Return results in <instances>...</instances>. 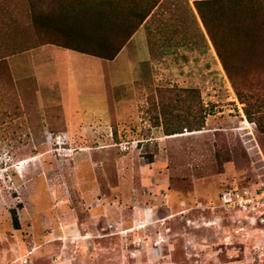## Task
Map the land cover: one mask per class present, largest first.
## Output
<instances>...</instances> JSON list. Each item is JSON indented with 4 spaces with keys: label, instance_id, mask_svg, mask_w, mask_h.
I'll return each mask as SVG.
<instances>
[{
    "label": "rangeland",
    "instance_id": "1",
    "mask_svg": "<svg viewBox=\"0 0 264 264\" xmlns=\"http://www.w3.org/2000/svg\"><path fill=\"white\" fill-rule=\"evenodd\" d=\"M33 2L0 0V264H264V208L227 210L219 198L264 178V132L247 119L194 0L154 9L140 28L148 60L132 43L106 63L125 71L136 61L137 94L112 122H63L58 106L39 102L35 49L68 40L32 16L59 20L58 1ZM221 17L213 25L227 52L232 24ZM234 49L249 61L246 80L264 82V54L247 59L249 42ZM201 110L202 130L165 135V122L187 126Z\"/></svg>",
    "mask_w": 264,
    "mask_h": 264
},
{
    "label": "trees",
    "instance_id": "2",
    "mask_svg": "<svg viewBox=\"0 0 264 264\" xmlns=\"http://www.w3.org/2000/svg\"><path fill=\"white\" fill-rule=\"evenodd\" d=\"M57 1L60 6L57 7L60 10L57 12L59 20L55 21L52 16L54 12L47 10L41 14L32 13L34 21L45 26L59 27L61 31L67 33V43H58L59 45L112 60L164 0ZM194 5L238 98L245 103L244 112L247 119L255 122L258 129L264 132V110L262 109L264 82L259 84L253 80H246L243 70L248 66L249 61L245 62V57H238L234 49L235 42H249L252 52L247 59L257 60L264 54V48L260 46L262 30H264V19H261L264 16V0H194ZM226 12L232 24L231 41L233 43L231 51L229 47L227 52L224 49V35L221 32L222 37L213 25L216 20L223 18L221 16H224ZM74 21L79 26L78 30L73 24ZM76 31L80 33L77 34ZM92 34L98 36L94 43H90ZM82 43H86L85 45L89 48L95 46L96 51L89 50L86 46H82ZM234 56L238 58L234 59ZM205 118L206 115L201 110L199 122L181 127L165 122L164 133L175 135L183 133L185 128L189 131L202 130L205 126ZM12 216L15 228H20L15 210Z\"/></svg>",
    "mask_w": 264,
    "mask_h": 264
},
{
    "label": "crops",
    "instance_id": "3",
    "mask_svg": "<svg viewBox=\"0 0 264 264\" xmlns=\"http://www.w3.org/2000/svg\"><path fill=\"white\" fill-rule=\"evenodd\" d=\"M14 23L17 36V16ZM140 28L121 52L134 43L143 49L142 55H148V60L147 37ZM36 50L39 52L31 61L35 95L43 106H58L63 122H112L113 118L120 120L129 113V109L121 107L130 104L131 96L137 94L134 56L123 71L106 65L114 63L121 52L109 60L55 43L39 45Z\"/></svg>",
    "mask_w": 264,
    "mask_h": 264
},
{
    "label": "built area",
    "instance_id": "4",
    "mask_svg": "<svg viewBox=\"0 0 264 264\" xmlns=\"http://www.w3.org/2000/svg\"><path fill=\"white\" fill-rule=\"evenodd\" d=\"M221 205L227 210L246 212L261 211L264 208V178L257 186H231L220 193Z\"/></svg>",
    "mask_w": 264,
    "mask_h": 264
}]
</instances>
